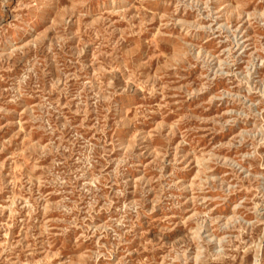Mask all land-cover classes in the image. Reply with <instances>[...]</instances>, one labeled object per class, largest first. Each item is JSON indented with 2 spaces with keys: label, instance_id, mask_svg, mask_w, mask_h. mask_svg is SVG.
Returning a JSON list of instances; mask_svg holds the SVG:
<instances>
[{
  "label": "rangeland",
  "instance_id": "rangeland-1",
  "mask_svg": "<svg viewBox=\"0 0 264 264\" xmlns=\"http://www.w3.org/2000/svg\"><path fill=\"white\" fill-rule=\"evenodd\" d=\"M0 264H264V0H0Z\"/></svg>",
  "mask_w": 264,
  "mask_h": 264
}]
</instances>
